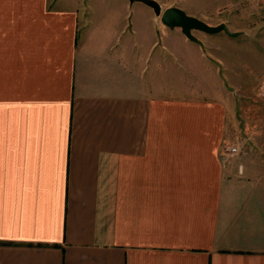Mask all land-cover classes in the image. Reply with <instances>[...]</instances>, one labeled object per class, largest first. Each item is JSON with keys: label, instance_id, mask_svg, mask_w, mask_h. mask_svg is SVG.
Segmentation results:
<instances>
[{"label": "crops", "instance_id": "obj_1", "mask_svg": "<svg viewBox=\"0 0 264 264\" xmlns=\"http://www.w3.org/2000/svg\"><path fill=\"white\" fill-rule=\"evenodd\" d=\"M181 3L264 56V0ZM193 33L143 2L0 0V264H264V117H238L261 83L240 34Z\"/></svg>", "mask_w": 264, "mask_h": 264}, {"label": "rangeland", "instance_id": "obj_2", "mask_svg": "<svg viewBox=\"0 0 264 264\" xmlns=\"http://www.w3.org/2000/svg\"><path fill=\"white\" fill-rule=\"evenodd\" d=\"M203 1V0H202ZM201 0L197 1V0H184L185 3L188 4V6L190 7H197L199 5V2H202ZM161 5V8L164 10L168 7L171 6H178L181 5V0H163L162 2H159ZM186 12L190 15H192L193 13H197L198 11H191L190 9L186 8ZM229 21V19L227 20ZM232 23H235L236 20H231ZM233 29L240 31V36L243 35L245 37H240L237 40L238 42V47L236 54H239L241 51H245V58L243 60H245V62L247 64H249L250 69L246 68V67H240L238 64V60L236 61V66L235 64L233 65L235 67V72L239 73L238 79H246L248 83L253 84L254 86H257L258 84H260L261 86L259 87V89L257 90V94L253 95V99H256L257 102H253L252 107L246 108V107H238V117H241L244 115L245 110L247 111L248 109V114L252 117H254V121L252 123V127H253V133H257L256 130H258V126L259 124L256 123L255 121H257V118L260 116L264 117V95L262 93L263 96H261L260 91L262 89V86L264 84V56L261 57V55H258L257 53H260V50H262V46H261V41H260V37L259 35L254 37V39H250L248 36L250 33V30H253L251 27H234ZM259 29L260 28H256V31L253 34H260L259 33ZM249 33V34H248ZM219 34H225V33H219ZM249 39L250 43H245V40ZM233 42V41H232ZM233 44V43H232ZM249 46V47H248ZM255 52V56H253L251 51ZM263 52V51H262ZM260 90V91H259ZM250 106H251V102H250ZM239 119V118H238ZM242 126H245V123L242 122L241 123ZM262 127H264V122L262 124H260ZM227 146V145H226ZM225 147V146H224ZM224 149V148H223Z\"/></svg>", "mask_w": 264, "mask_h": 264}, {"label": "water", "instance_id": "obj_3", "mask_svg": "<svg viewBox=\"0 0 264 264\" xmlns=\"http://www.w3.org/2000/svg\"><path fill=\"white\" fill-rule=\"evenodd\" d=\"M131 2H143L152 7L155 13L160 17L161 21L169 28H180L184 35L193 42L204 46L202 40H200L194 33V30L204 31L210 34L219 32H225L229 36H237L240 34L238 31H232L229 26L222 22L217 25H210L205 20L196 16L188 14L185 10L177 6H171L166 9H162L160 3L157 0H130Z\"/></svg>", "mask_w": 264, "mask_h": 264}, {"label": "built area", "instance_id": "obj_4", "mask_svg": "<svg viewBox=\"0 0 264 264\" xmlns=\"http://www.w3.org/2000/svg\"><path fill=\"white\" fill-rule=\"evenodd\" d=\"M262 93L264 95V84L262 86ZM239 150H240V148L238 146H230V145H227V146L224 147L223 152H222L223 158L224 159H227L230 156L238 153Z\"/></svg>", "mask_w": 264, "mask_h": 264}]
</instances>
